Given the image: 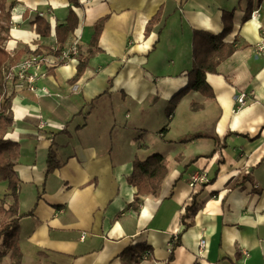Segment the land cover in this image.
I'll return each instance as SVG.
<instances>
[{
  "label": "crops",
  "instance_id": "0c3cea01",
  "mask_svg": "<svg viewBox=\"0 0 264 264\" xmlns=\"http://www.w3.org/2000/svg\"><path fill=\"white\" fill-rule=\"evenodd\" d=\"M12 1L7 52L52 60L68 0ZM77 1L78 25L62 49L77 40L78 56L31 69L35 93L4 85L5 96L13 94L5 138L18 145L19 264H264V50L257 49L264 0ZM37 15L50 24L49 37L35 33ZM104 17L98 51L70 82ZM225 26L223 42L238 49L205 75L213 98L191 91L167 115L192 69V31L218 35ZM240 94L248 100L237 110ZM49 149L58 167L47 173ZM155 154L167 174L157 195L142 196L135 209L136 188L126 179L135 161ZM196 171L206 182L193 189ZM193 196L197 210L185 229ZM1 200L13 203L6 181ZM174 237L179 245L168 262ZM136 245L149 247L150 258L125 253Z\"/></svg>",
  "mask_w": 264,
  "mask_h": 264
},
{
  "label": "trees",
  "instance_id": "16d2710c",
  "mask_svg": "<svg viewBox=\"0 0 264 264\" xmlns=\"http://www.w3.org/2000/svg\"><path fill=\"white\" fill-rule=\"evenodd\" d=\"M6 1L7 0H0V12L5 11ZM68 2L69 7L65 23L54 28V35L58 45L54 54H58L59 50L64 47L67 38L74 32L78 25V18L72 10L73 7L76 8L79 6L78 1L68 0ZM8 3L9 8H13L15 5V2L12 0H9ZM161 13V10H159L156 15L147 22L144 30L145 36H148L153 26L159 22ZM245 19L246 17L243 20ZM106 20L107 17H104L94 23V33L88 45V54L85 57H78L76 72L70 82H75L81 76L87 66L90 56L98 51V40ZM33 24L34 31L37 35L42 38L50 36L51 26L44 18L37 15ZM229 32L230 27L228 26H225L218 35L199 30L192 31V69L187 74L188 80L186 87L170 99L169 107L174 108L181 98L191 91L197 92L205 98H213L211 88L205 82V75L208 73L215 74L217 66L238 49V47L233 44L223 42V39ZM50 53H52V51ZM21 55L22 52L18 51L13 54V56H10L0 45V181L7 182V190L13 198V203L11 205L5 204L4 200H1L0 203V261L2 257L9 255L10 264H19L21 258L15 235L19 220L18 188L20 181L13 170L14 160L18 155V145L5 138L7 129L11 126L13 120L10 110L13 94L5 96L3 90L6 83V73L20 60ZM198 137L204 136H192V138ZM187 140L188 139H181L179 143H185ZM57 167L58 163L55 153L49 149L46 171L47 173L52 172ZM166 174L167 169L164 164V159L160 155L155 154L147 157L143 161H135L133 164V171L126 179L128 184L136 188V195L130 206L136 209L138 204L141 203L142 196H156ZM185 210L186 214L181 218V223L186 229L192 225V221L187 222L186 219H188L189 216H194L197 210L194 196L192 197L191 205L186 207ZM178 245L179 238L171 245L168 262L172 260L173 251ZM128 251L133 252L137 260L150 258L151 250L145 245H136L135 247L127 249L125 253Z\"/></svg>",
  "mask_w": 264,
  "mask_h": 264
},
{
  "label": "built area",
  "instance_id": "2783aa9c",
  "mask_svg": "<svg viewBox=\"0 0 264 264\" xmlns=\"http://www.w3.org/2000/svg\"><path fill=\"white\" fill-rule=\"evenodd\" d=\"M251 17L253 19L258 18V12L254 11L251 13ZM264 36V33H262ZM259 51H263L264 47L259 45L257 46ZM51 50H54L51 48ZM50 53L52 56V60L48 59L49 55L42 56V55H30L25 59L19 60L10 70L6 73V80L5 82H18L19 84L27 85V89L35 93L36 87V76L31 73V69L39 67V65H45L47 62L49 63L50 67H55L57 65L65 64L66 62L74 59L79 54L78 49V41H74L69 47L59 50L58 54ZM247 95L240 94L235 98V109L239 110L247 103ZM206 182L205 175L201 173V171H196L191 176V186L195 189L196 186H200ZM177 238L174 237L173 241H176ZM205 246V241L200 240L199 247L203 248ZM246 255V252H243Z\"/></svg>",
  "mask_w": 264,
  "mask_h": 264
},
{
  "label": "rangeland",
  "instance_id": "374dc122",
  "mask_svg": "<svg viewBox=\"0 0 264 264\" xmlns=\"http://www.w3.org/2000/svg\"><path fill=\"white\" fill-rule=\"evenodd\" d=\"M8 1L9 0L6 1L5 11L0 12V45L5 49V51H7L6 50V41L8 40V35H9L8 32H9V27H10L11 10H12V8H9ZM10 56H13V55L10 54ZM170 108L171 107H169V109H167V115H168V112L170 111ZM3 259L4 258L2 257L0 264H1Z\"/></svg>",
  "mask_w": 264,
  "mask_h": 264
}]
</instances>
